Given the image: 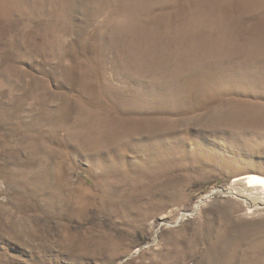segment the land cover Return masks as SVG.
Segmentation results:
<instances>
[{
	"label": "rangeland",
	"instance_id": "374dc122",
	"mask_svg": "<svg viewBox=\"0 0 264 264\" xmlns=\"http://www.w3.org/2000/svg\"><path fill=\"white\" fill-rule=\"evenodd\" d=\"M264 0H0V264H264Z\"/></svg>",
	"mask_w": 264,
	"mask_h": 264
},
{
	"label": "bare ground",
	"instance_id": "6f19581e",
	"mask_svg": "<svg viewBox=\"0 0 264 264\" xmlns=\"http://www.w3.org/2000/svg\"><path fill=\"white\" fill-rule=\"evenodd\" d=\"M249 182L251 184L264 186V177L258 176V175H252L249 177Z\"/></svg>",
	"mask_w": 264,
	"mask_h": 264
}]
</instances>
